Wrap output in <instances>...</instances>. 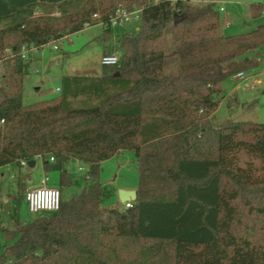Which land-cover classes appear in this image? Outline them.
<instances>
[{
  "label": "trees",
  "instance_id": "trees-1",
  "mask_svg": "<svg viewBox=\"0 0 264 264\" xmlns=\"http://www.w3.org/2000/svg\"><path fill=\"white\" fill-rule=\"evenodd\" d=\"M121 5L142 11L116 41L119 63L64 75L58 96L25 104L21 46L81 31L96 13L107 21ZM250 13L262 16L264 0ZM220 28L219 9L191 0H0V168L41 155L67 186L65 164L89 167L77 197L5 231L0 264H264V122L212 120L224 83L261 66L264 24ZM122 150L136 156L138 196L104 206L101 164Z\"/></svg>",
  "mask_w": 264,
  "mask_h": 264
},
{
  "label": "rangeland",
  "instance_id": "rangeland-1",
  "mask_svg": "<svg viewBox=\"0 0 264 264\" xmlns=\"http://www.w3.org/2000/svg\"><path fill=\"white\" fill-rule=\"evenodd\" d=\"M191 1L204 4L211 3L220 10V29L224 35L246 33L257 28L260 24H264V14L253 18L250 13V4L262 0ZM220 7L224 9L222 10ZM94 21L97 23H91L81 31L45 44L39 50H30L27 58H24V64L28 68L24 77L23 101L25 104L58 96L61 90L56 91V88L61 85V76L63 73L71 71L72 65L80 70L77 71L79 74H101L103 67L101 58L104 44L108 45L105 51L107 54L117 53L120 55L115 49L119 35L123 31L128 30L131 33H135L140 26L139 20L129 22L123 27L112 26L111 36L105 42L103 39L104 26L98 20ZM172 44V35L171 33H167L165 45L166 47H170ZM54 45H57V49L54 48ZM31 51L35 52L31 53ZM7 52L8 54L10 53V51ZM31 59H33V63H30ZM168 66V68H171L172 64L169 63ZM261 69L262 67H259L252 72L247 71L243 78L233 77L230 81H236L234 83L225 82L226 86L229 87H233L239 83L242 85V88H246V92H253V94L258 95L260 99L257 104L258 106L253 108L254 100L248 99L243 108L249 109V111L245 112V115H241L244 109L240 105L235 104V107H232L235 114L231 116L227 104L224 103L219 106L212 119L215 125H219L221 122L232 117L264 122V91L252 78L253 74L260 72ZM3 74L4 66L0 62V78ZM262 78L264 79V73L262 74ZM223 92L217 98L222 100L224 96ZM233 99L235 100V98ZM41 161V159H36V166L31 168L16 164H9L0 168V253L5 244L10 243V239L5 233L6 230H16L18 226L17 222L28 223L36 217L43 215V212H30L25 201V192L29 188L40 185L45 177H47V184L49 186L58 187L60 185V171L50 170L45 172ZM88 168L87 164L78 160L64 165V170L70 173L72 184L64 186L63 189L60 188L63 199L65 197L74 198L80 194L82 188L88 182L86 180ZM100 180L103 184L102 205L117 207L119 201H121L119 196L120 187L131 188L139 186L138 163L134 153L124 150L103 161L101 164ZM120 203L122 204L121 207H123V203Z\"/></svg>",
  "mask_w": 264,
  "mask_h": 264
},
{
  "label": "built area",
  "instance_id": "built-area-1",
  "mask_svg": "<svg viewBox=\"0 0 264 264\" xmlns=\"http://www.w3.org/2000/svg\"><path fill=\"white\" fill-rule=\"evenodd\" d=\"M157 1V0H156ZM222 10L224 8H221ZM142 7H135L132 10L121 5L117 8L115 14L111 15L107 21H105L102 16L98 13L94 14V20H98L104 27L112 28V26L123 27L125 24L132 21H140ZM34 45L24 44L21 46L20 54L23 58H27L28 53L31 49H34ZM57 49V45H54ZM120 61V55L117 53L104 54L101 58V63L103 65H115ZM235 77L243 78L245 77V72H239ZM61 87L57 88L60 91ZM37 158L42 159L41 155ZM54 160V157L50 158ZM30 160H22L21 164L23 166H29ZM47 177L42 180V183L38 186L29 188L25 192V201L27 202L28 208L32 213L39 212H53L60 208L62 193L59 187L49 186L47 184ZM133 205V200H127L123 202V208H129Z\"/></svg>",
  "mask_w": 264,
  "mask_h": 264
},
{
  "label": "crops",
  "instance_id": "crops-1",
  "mask_svg": "<svg viewBox=\"0 0 264 264\" xmlns=\"http://www.w3.org/2000/svg\"><path fill=\"white\" fill-rule=\"evenodd\" d=\"M221 8V7H220ZM261 25V24H260ZM128 31H130V30H128ZM111 33H112V30H111ZM67 36V35H66ZM105 45V44H104ZM42 48V47H41ZM34 49H38L39 50V48L38 47H35ZM35 50V51H36ZM35 51H31V53H33V52H35ZM106 48H104V51H103V54L102 55H104V54H107L106 52ZM30 53V52H29ZM261 60H262V64H261V66H260V68L262 67V69L260 70V72H258V73H254L253 74V76H252V78L254 79V81L255 82H257V84L259 85V87L260 88H262V91H264V79L262 78V74L264 73V54L261 56ZM30 63H33V59H31V61H30ZM29 63V64H30ZM35 66V65H34ZM36 67V66H35ZM27 68V67H26ZM29 69H30V67H29ZM26 71L28 70V68L27 69H25ZM38 70V69H37ZM77 71H80L76 66H74V65H72L71 66V71H67L66 73H63L62 74V76H61V79H62V77L64 76V75H73V74H76L77 73ZM61 82V81H60ZM234 82H236V81H234ZM233 81H227V83H234ZM58 87H61V85H59ZM57 87V88H58ZM57 88H56V91H57ZM223 90H224V92H223V94H224V96H223V99L221 100V102H220V105L219 106H221L222 104H224V103H226L227 104V106H228V108H229V110H230V112H231V116H234V111H233V109H232V107L234 108L235 107V104L236 105H240V107H244L245 105H246V102H248V99H253L254 100V105H253V108H255V107H257L258 105V103H259V101H260V99H259V96L258 95H256V94H253V92H246L247 90H246V88H242V85L241 84H236V85H234L233 87H229V86H226V83H225V85H224V88H223ZM233 98H235V100L233 99ZM232 101V102H231ZM252 107V106H251ZM250 107V108H251ZM219 108V107H218ZM252 108V109H253ZM244 109V111H242V114L241 115H245V112H247V111H249V109H245V108H243ZM251 109V110H252ZM217 111V110H216ZM216 111L212 114V119H213V117H214V115H215V113H216ZM244 112V113H243ZM249 118V117H248ZM244 118H241V119H236V118H234V117H232V118H230V119H228V120H243ZM245 120V119H244ZM122 151H124V150H122ZM122 151H120V152H122ZM119 152V153H120ZM37 159H40V158H37ZM42 160V159H41ZM42 162V165H43V161H41ZM36 164H37V162L35 161V165L34 166H32V167H35L36 166ZM28 167H30L31 168V166H28ZM44 167V166H43ZM44 170H45V172H48V170H46L45 168H44ZM30 172V171H29ZM29 176V175H28ZM27 179H29V178H27ZM41 183H42V181H41ZM59 188H61V189H63V187L64 186H61V185H59L58 186ZM123 188H125V189H128V190H137L138 189V187H131V188H126V187H120L119 188V190L120 189H123ZM64 199H70V198H67V197H65ZM120 202H122V201H119V205H117V207H121L122 206V204L120 203ZM123 203V202H122ZM10 242H11V240H10Z\"/></svg>",
  "mask_w": 264,
  "mask_h": 264
},
{
  "label": "water",
  "instance_id": "water-1",
  "mask_svg": "<svg viewBox=\"0 0 264 264\" xmlns=\"http://www.w3.org/2000/svg\"><path fill=\"white\" fill-rule=\"evenodd\" d=\"M36 160H30L29 161V166H34ZM119 196L120 200L122 202H125L127 200H136L138 196V191L137 190H128V189H120L119 190Z\"/></svg>",
  "mask_w": 264,
  "mask_h": 264
}]
</instances>
